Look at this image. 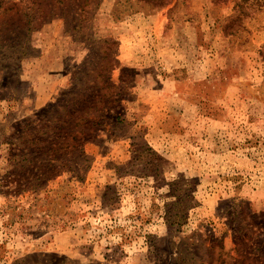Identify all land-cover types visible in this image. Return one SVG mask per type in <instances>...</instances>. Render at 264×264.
<instances>
[{"label":"rangeland","instance_id":"374dc122","mask_svg":"<svg viewBox=\"0 0 264 264\" xmlns=\"http://www.w3.org/2000/svg\"><path fill=\"white\" fill-rule=\"evenodd\" d=\"M0 264H264V0H0Z\"/></svg>","mask_w":264,"mask_h":264},{"label":"trees","instance_id":"16d2710c","mask_svg":"<svg viewBox=\"0 0 264 264\" xmlns=\"http://www.w3.org/2000/svg\"><path fill=\"white\" fill-rule=\"evenodd\" d=\"M85 103V101H83V100H79V101H76V100H74L73 101V103H74V105H75V109L74 110H76L79 106H81L82 105V103ZM70 107H72V104H70L69 105ZM96 109V107L95 106H92V105H89L88 106V108H87V110H86V108L84 109V114L83 115H80L77 119V121L76 122H74V126H77V125H79V123L81 122V121H84V120H87V117L86 116H84L85 114H87V113H89L90 112V110H93V109ZM63 110L64 111H66V110H68V108H67V106H64L63 107ZM73 117V113H71L70 114V118H72ZM59 122L60 123H64L66 126L67 125H69V122H68V120H63V119H60L59 120ZM89 122H91V121H89ZM92 124H94L95 123V121L94 120H92V122H91ZM52 124V123H51ZM47 132H50V128L48 129V130H46V131H44V133H47ZM70 134L69 135H71V137H72V140H74V143H64L63 145H61L59 148H55V147H53V146H48L47 148H45L46 150H47V152H48V156H50L51 155V153H59L60 152V150H62V149H64V148H67V149H75L76 148V141L79 139V136H78V133H80V134H84L85 133V131L82 129V128H78L77 130H75V132H69ZM62 134H63V132H61L57 137H60L61 138V136H62ZM41 142V138H37V139H35L34 140V142H33V145L35 144L36 146H33V152H36L37 150H39V149H43L44 148V146H42V145H39L38 143H40ZM29 149V148H28ZM146 149L149 151V152H151L152 154H157V152L151 147V146H147L146 147ZM29 153V152H28ZM28 153H26V154H28ZM54 160L55 159H57V160H59L60 158L59 157H55V158H53ZM57 162V161H56ZM55 161H54V163H53V161H50V162H48L47 163V165H45L46 167H47V170H45V172L43 173L44 175L45 174H47V173H50L49 175H51V174H55V169L57 168V163H56ZM177 203V201H174V203L173 204H176ZM170 215H171V218L170 219H172L171 220V222H170V224L169 225H172V224H174V223H176V222H180V221H182V217L183 216H181V214L179 213V212H173L172 214H169V217H170Z\"/></svg>","mask_w":264,"mask_h":264}]
</instances>
